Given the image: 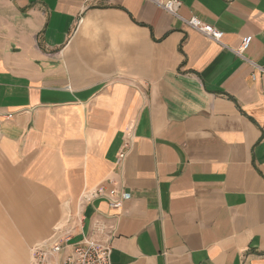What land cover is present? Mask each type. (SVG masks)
<instances>
[{"label":"crops","instance_id":"0c3cea01","mask_svg":"<svg viewBox=\"0 0 264 264\" xmlns=\"http://www.w3.org/2000/svg\"><path fill=\"white\" fill-rule=\"evenodd\" d=\"M167 1L0 0V264L68 214L113 264H264V0Z\"/></svg>","mask_w":264,"mask_h":264},{"label":"built area","instance_id":"2783aa9c","mask_svg":"<svg viewBox=\"0 0 264 264\" xmlns=\"http://www.w3.org/2000/svg\"><path fill=\"white\" fill-rule=\"evenodd\" d=\"M161 8L168 14L179 17V9L182 3L178 0H170L160 4ZM190 28L204 35L209 40L222 44L223 33L216 28L204 24L198 18L183 20ZM253 41L252 37L243 39L241 47L234 53L243 58V54L248 50ZM128 145H125L118 156L117 166H120L127 156ZM113 184V183H112ZM104 192L99 190L91 196H86V201L100 198ZM131 194L120 188L118 184H113V188L108 194L109 207L112 210H122L126 201L131 199ZM79 215L68 214L65 219L59 223L52 236L44 242L35 245L32 248V264H113V247L111 239L113 230H107L106 241H97L84 237L81 241L73 242L74 232L81 225ZM101 233L105 229L101 228Z\"/></svg>","mask_w":264,"mask_h":264},{"label":"rangeland","instance_id":"374dc122","mask_svg":"<svg viewBox=\"0 0 264 264\" xmlns=\"http://www.w3.org/2000/svg\"><path fill=\"white\" fill-rule=\"evenodd\" d=\"M33 259V258H32ZM32 259H31V261H32Z\"/></svg>","mask_w":264,"mask_h":264}]
</instances>
